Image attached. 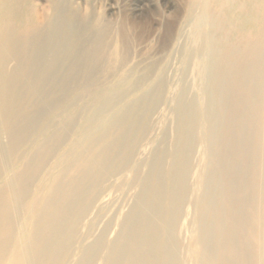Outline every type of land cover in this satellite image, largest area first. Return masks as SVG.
I'll return each mask as SVG.
<instances>
[{"label": "bare ground", "instance_id": "obj_1", "mask_svg": "<svg viewBox=\"0 0 264 264\" xmlns=\"http://www.w3.org/2000/svg\"><path fill=\"white\" fill-rule=\"evenodd\" d=\"M46 2L0 0V264H264V0H192L179 45L202 99L184 77L161 139L171 62L64 95L111 44Z\"/></svg>", "mask_w": 264, "mask_h": 264}, {"label": "rangeland", "instance_id": "obj_2", "mask_svg": "<svg viewBox=\"0 0 264 264\" xmlns=\"http://www.w3.org/2000/svg\"><path fill=\"white\" fill-rule=\"evenodd\" d=\"M72 1L75 3L74 6L77 10L81 11H79L81 14L86 12L91 14L92 19L98 23V31L106 35V42L111 45L104 49V56H101V58L99 56V59L94 62L86 63V67L81 66L80 71L75 74L74 82H76H73L75 86L63 87L64 95L77 94L79 101H91L99 98L100 94L109 91L111 87L108 80L113 76L121 75L126 69L134 68L136 74H141L147 71V66L152 61L161 62V65H168L170 64L168 62H171L170 76H174L175 71L177 73L176 80L173 81L172 86L175 95L171 97L169 105L167 103L162 104L155 115H153V128L151 129L152 137L156 139L163 138L162 135L167 126L169 129L173 127L175 107L180 94L179 90H181L180 87H182L184 77L188 76L185 73L188 71L187 64H190V61L188 62L190 55L187 63L182 60L184 59L183 53L189 54L186 49L190 48L192 42H188L181 47V49L184 47L182 49L183 52L180 50L179 43H182L183 34L188 29L186 16L190 10L192 0ZM36 2L39 6H42V4L45 6L47 3L46 0H36ZM183 25L184 27H182ZM83 37L85 38V36ZM173 41L174 45L170 49L169 45ZM175 41L177 44H175ZM181 65L183 66L182 69H180ZM91 67L95 70L92 75H90V72H85L87 68L91 69ZM189 71V76H191H188V78L193 82L191 91L201 100L202 87L204 85L202 76L199 72L194 74L191 69ZM179 80H182V82ZM141 147L146 153L143 150L142 152L140 151ZM141 147L139 148L140 156L144 157L151 152L150 144L144 143ZM114 233L115 231H112L110 235L112 236Z\"/></svg>", "mask_w": 264, "mask_h": 264}]
</instances>
